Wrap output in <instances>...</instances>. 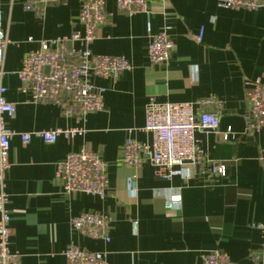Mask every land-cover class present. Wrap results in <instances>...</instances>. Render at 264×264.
<instances>
[{
    "label": "crops",
    "instance_id": "0c3cea01",
    "mask_svg": "<svg viewBox=\"0 0 264 264\" xmlns=\"http://www.w3.org/2000/svg\"><path fill=\"white\" fill-rule=\"evenodd\" d=\"M81 1L60 0L38 17L23 10L25 0H1L8 39L2 83L6 100L15 107L6 119L15 134L5 175L10 252L20 264H65L63 253L71 244L105 254L108 264H201V256L211 251L234 264H256L262 242L256 227L264 225V171L258 160L264 128L247 129L246 92L247 84L264 83V5L246 11L219 8L218 0H147V14L129 17L117 9L116 0H105L110 16L97 29L90 50L124 57L132 69L114 80L92 79L106 89L103 110L78 117L64 115L55 104L31 102L19 90L17 73L40 41L82 33L77 21ZM161 31L173 49L168 62L153 65L147 48ZM150 98L192 105L212 99L204 110L217 115L218 129L199 130L195 139L207 162L225 164V177L186 165L181 175L161 179L147 158L136 167L122 164L127 139L152 141L143 131ZM72 128L82 129V135L59 137L53 144L32 139L22 145L17 136ZM81 149L98 154L105 164L103 198L66 193L55 179L57 164ZM171 199L178 202L168 203ZM82 213L110 219L109 242L71 228V219Z\"/></svg>",
    "mask_w": 264,
    "mask_h": 264
},
{
    "label": "built area",
    "instance_id": "2783aa9c",
    "mask_svg": "<svg viewBox=\"0 0 264 264\" xmlns=\"http://www.w3.org/2000/svg\"><path fill=\"white\" fill-rule=\"evenodd\" d=\"M60 0H25L23 10L41 17L50 5ZM264 5V0H218L217 6L230 10L255 11ZM118 10L129 17L148 13L147 0H116ZM109 14L105 11V0H82L77 21L82 33L40 41L35 51L29 52L22 61L17 77L21 83L20 92L27 94L33 103H48L61 106L64 115L84 117L88 113L103 110L106 89L93 84L92 79H116L132 69L131 64L121 56L95 55L90 45L96 39V31L104 25ZM0 0V264H20L17 254L10 252V214L7 210L9 197L6 193L5 175L10 168V141L15 135L6 126V119L15 113L13 104L6 100L7 88L3 85L4 53L8 39L2 29ZM203 31L196 37L200 42ZM76 44L81 47L77 48ZM173 43L166 31H161L150 39L147 56L151 64L168 62ZM246 97L250 105L247 129L259 131L264 128V83L247 84ZM212 99L192 104L157 103L150 98L145 109L143 131L152 137L150 144L127 139L123 145L122 164L126 167L140 165L147 158L154 167V175L161 179H171L183 173L184 166L199 167L210 176L225 177L224 163H210L204 159L197 145L195 133L199 130L216 131L219 126L216 114L204 110ZM194 107H197L195 111ZM82 129L41 130L19 133L22 145L32 139L45 144H53L59 137L68 140L82 135ZM231 134L228 129L222 133L227 141ZM264 171V149L258 157ZM55 179L66 193L80 192L103 198L107 189L105 164L92 151L81 149L69 153L57 164ZM135 193V187L130 188ZM178 202L171 199L168 203ZM110 219L94 213H82L70 221L71 228L78 234L92 239L109 242ZM261 233V248L256 264H264V225L257 226ZM65 264H108L103 253L80 249L74 244L63 253ZM201 264H234L218 251L204 253Z\"/></svg>",
    "mask_w": 264,
    "mask_h": 264
}]
</instances>
